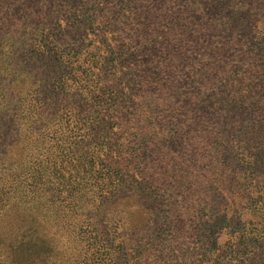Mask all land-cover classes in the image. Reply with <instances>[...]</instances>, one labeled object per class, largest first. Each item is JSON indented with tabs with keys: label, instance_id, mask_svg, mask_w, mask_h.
Returning <instances> with one entry per match:
<instances>
[{
	"label": "trees",
	"instance_id": "1",
	"mask_svg": "<svg viewBox=\"0 0 264 264\" xmlns=\"http://www.w3.org/2000/svg\"><path fill=\"white\" fill-rule=\"evenodd\" d=\"M197 1L0 0V264H264V0Z\"/></svg>",
	"mask_w": 264,
	"mask_h": 264
},
{
	"label": "rangeland",
	"instance_id": "2",
	"mask_svg": "<svg viewBox=\"0 0 264 264\" xmlns=\"http://www.w3.org/2000/svg\"><path fill=\"white\" fill-rule=\"evenodd\" d=\"M217 2H218V0H208V1L198 0L194 4V7L191 10V17L193 19L197 20L199 18L203 19V18L209 17L210 15H215L214 13H211V11L208 12V9L212 3H217ZM191 3H192V1H190V4ZM190 4H188V5H190ZM113 132L114 133L117 132L120 134V132L116 128L114 129ZM119 136L120 137L115 138V140L117 139V141H112V139H111V141L109 142L108 139H103V140H102V138L100 139V141L103 142L104 144H108V143L110 144V152H108V153L106 152V149H104L102 152L98 149L100 147H104V145H99L100 141L99 142L95 141V144H91L89 147L84 148V152L86 154L91 152V153H93L94 158H97L99 161H101V162L96 163L97 169L95 171H98L100 166L102 165V161L106 160L105 155H104L106 153L108 154V156H111L112 159L115 161H116V159L121 161L122 159H124V160L128 159L129 160L131 158L129 153H131L132 150L134 149V147L130 144L132 142V140L130 139V137L127 133L122 132ZM84 157H86V156H84ZM94 161H96V160H94ZM135 165H137L136 162H133V163L131 162V167H130L131 170ZM94 175H96V174H94ZM29 185L35 186L32 183H30ZM66 189H67V192L64 193L65 197H68L69 195H71V196L74 195L76 193V190H77V189H70V188H66ZM95 189H99V191L104 190V192L109 190L107 186H104V184H102V186H99V187L97 185V187ZM88 197L89 196H86L87 199H89ZM47 198H48V196H47ZM52 201L50 202V205L52 204ZM124 203H127L128 205H130V203H132V199L131 198L126 199V200H124L123 204ZM94 205L95 206L97 205V200L95 201ZM93 208L94 207H92V209ZM96 208L98 209V212H97L98 225L96 227V231H97L96 236H98V232H103V230L107 231V228H105V224H107L108 220L112 219L111 218L112 214H109V212H108V210L110 208L108 209V203L106 201L104 203H101L100 201H98V206ZM159 208H160V212H161L160 214L161 215H167L170 212H171L170 214H174V212H179V208H177L176 206H163V207H159ZM39 210H40V208H36V207L31 209L29 211V217H27V218H32V216H33V220H34L33 223L37 224V226H38L37 230L39 232V235L44 236L45 235V232H44L45 227H44L43 218L40 215ZM130 210H132V209H130ZM183 210H184L183 208L180 209V212H182ZM132 211H135V210H132ZM156 213H157V211L154 210V208H152L151 213H150V216H151L150 220L151 219L153 220V217L155 216ZM51 214H53V213H47V220L51 218V216H52ZM10 218L11 219H9V220L12 221L13 220L12 216H10ZM19 218H21V217H19ZM25 220H28V219H25ZM100 220H101V222H100ZM113 220L115 223L116 219H113ZM181 230L185 233L184 228H181ZM52 231H54V229H52ZM118 233L120 236H123L119 231H118ZM103 238H106V240L108 241V243H109L108 246H110V244L115 245L118 243V237L113 236L112 233H110L109 235H107ZM128 239H130V237L127 235L125 237L126 242L128 241ZM46 242H47L48 249L52 251V253H50V254H53V258H54L53 262L58 261V259H60V256L58 254L59 253L58 249L55 246V242L48 237V233H47V241ZM96 242L99 245V249H100V250H96L99 254V256H97L96 258H99L100 261H103V259H105V256H103V254H106V261L107 262L110 261L112 263L116 259V258H114L115 253H113V255H112V254H109V252H105L103 250V248L106 245H105V243L102 242V238L100 239V237H97ZM129 254H131V258L136 256L135 254L130 253V252H129ZM134 260L135 259H133L130 262H133ZM142 261L144 262V259ZM144 263L148 264V263H150V260H146ZM34 264H36V263H34Z\"/></svg>",
	"mask_w": 264,
	"mask_h": 264
}]
</instances>
